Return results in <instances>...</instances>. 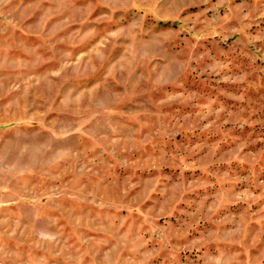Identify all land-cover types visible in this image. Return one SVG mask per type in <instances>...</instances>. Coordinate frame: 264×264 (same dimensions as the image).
Returning <instances> with one entry per match:
<instances>
[{
	"label": "rangeland",
	"instance_id": "374dc122",
	"mask_svg": "<svg viewBox=\"0 0 264 264\" xmlns=\"http://www.w3.org/2000/svg\"><path fill=\"white\" fill-rule=\"evenodd\" d=\"M0 264H264V0H0Z\"/></svg>",
	"mask_w": 264,
	"mask_h": 264
}]
</instances>
